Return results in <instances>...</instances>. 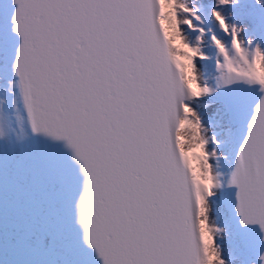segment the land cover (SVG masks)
<instances>
[{
  "label": "snow or ice",
  "instance_id": "obj_1",
  "mask_svg": "<svg viewBox=\"0 0 264 264\" xmlns=\"http://www.w3.org/2000/svg\"><path fill=\"white\" fill-rule=\"evenodd\" d=\"M0 264H264V0H0Z\"/></svg>",
  "mask_w": 264,
  "mask_h": 264
}]
</instances>
